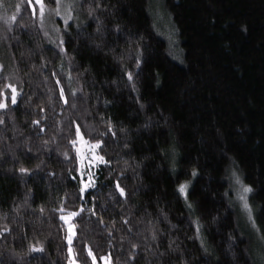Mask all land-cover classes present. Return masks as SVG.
Wrapping results in <instances>:
<instances>
[{
  "label": "trees",
  "instance_id": "1",
  "mask_svg": "<svg viewBox=\"0 0 264 264\" xmlns=\"http://www.w3.org/2000/svg\"><path fill=\"white\" fill-rule=\"evenodd\" d=\"M157 1L175 37L157 25ZM72 15L52 30L36 0H0V231L11 230L0 264H85L84 245L87 264H260L264 218L253 235L231 175L264 206V0H74ZM76 125L104 160L83 199ZM186 181L192 209L176 192ZM61 207L85 210L71 254Z\"/></svg>",
  "mask_w": 264,
  "mask_h": 264
},
{
  "label": "snow or ice",
  "instance_id": "2",
  "mask_svg": "<svg viewBox=\"0 0 264 264\" xmlns=\"http://www.w3.org/2000/svg\"><path fill=\"white\" fill-rule=\"evenodd\" d=\"M28 3H31V0H28ZM55 3L57 5V7L55 9H49L48 11L55 12V15L57 16H61V7H63L65 9V13L63 15V23H64V28L67 31L68 29V22L70 20H74L75 17L72 15L73 9H74V0L73 3H62V0H55ZM36 4L39 5V17L41 20V27H43V18L45 15V6L43 4V0H36ZM97 7H99V4L97 3L96 5ZM19 6H17L18 9ZM93 9L89 8V15H92ZM33 14H35V9H33ZM16 17L15 15H13L12 17L9 18V23H11V21L15 20ZM57 31L59 32V29H57ZM45 35H47V33H45ZM70 35V33H69ZM52 43L55 44V46L57 48H59L61 51H66V49L63 48V44H64V40L62 37H59L56 41H51ZM141 53L139 50H137L136 55H135V65L134 67L136 69H140L141 68V64H142V60H141ZM3 68V65H0V69ZM53 75H55V73H53ZM125 75L127 77V80L129 82V84L131 85V87L133 88V90H135V84H134V74L132 71H127L125 72ZM57 84H59V80L56 81ZM8 88H12V92H11V103L12 104H16V90L12 85H7ZM73 94H75L73 92ZM0 95H2V93H0ZM60 95L61 97L63 96V88L60 89ZM4 99H8V97H4ZM65 103H67V101H65ZM74 106V105H73ZM141 107H143V105H141ZM0 108H6V104L0 100ZM0 123H3V121H0ZM34 123L39 124V121H34ZM112 130V125L111 123H109L108 126V131L111 132V134L114 136L115 133L111 131ZM41 131H43V129H41ZM76 131H77V135L80 136L79 133V125H76ZM121 131H123V129H121ZM81 142L83 143L82 137H81ZM72 145H76L77 141L73 140L70 142ZM102 142L101 141H97L96 144L91 145V149H95L98 148L100 146ZM125 147H127V145H125ZM77 152L79 153L80 150L77 149ZM66 155V154H65ZM94 159H98L101 162H104L103 157H95ZM88 166L91 167L93 164V158H89L87 160ZM84 165V157L81 155L80 157V167L82 168ZM39 167V165L37 166ZM77 171H80V168H77ZM19 172L20 173H27L28 169L26 168H19ZM197 175V172L195 170H193L192 172V176L195 177ZM92 176L93 174L91 172L88 173V182H84L83 181V172H81V187H79L78 191H79V198L83 199V194L87 189H91L95 187V183L92 180ZM73 179L75 180L76 178L73 177ZM231 180H232V184L234 186V191L236 192V197H235V203L242 209V213L244 215V218L247 221V224L249 225L250 229H251V233L253 235L256 234V232L258 231L257 229V225H256V214H259L262 218H264V206L262 205H256L254 207V196H255V189L248 184H245L242 179L240 178L239 174L236 171L232 172L231 175ZM189 187H190V182L186 181L184 183H180L177 188H176V192L179 196H182L185 202V205L189 208L192 209L193 208V204L189 201ZM116 188L119 190L120 194H124V189L120 188L119 183L116 184ZM225 195L227 196V193H225ZM55 212L58 213H63L65 211V209L58 208V209H54ZM85 210L83 208H80L78 211L76 212H70L67 215H63L61 214L59 216V221L62 222H67L66 223V227H65V223H61L59 224V228L62 230H65V234L62 237V239L64 241H66V247L68 249V253L71 254L72 253V243H73V237L76 236V233L73 231V229L75 228V225L70 223L71 219L73 217H77L80 215V213L84 212ZM88 212H90L91 214L95 215V211L94 209H88ZM41 212H43V209H41ZM214 219V218H213ZM102 222V221H101ZM125 223H127V221H125ZM194 225H195V232L197 234L196 238L200 240L201 246L203 247L204 241L201 238V236L199 235L200 231H201V224L199 222V218H197L195 221H193ZM174 227V226H173ZM10 229L8 228H4L2 231H0V236H3L5 233H10ZM153 239H156L155 233L153 234ZM259 241H264V235L259 236L258 238ZM77 242L80 243L79 238L77 239ZM84 247L87 249L86 254H85V264H87V257L91 256V249L87 248L86 245H84ZM133 247H135V245H133ZM29 251L30 252H43L44 249L43 247L37 248L35 245H30L29 246ZM205 252H207V249H204ZM93 261L95 260V257H92ZM69 264H76L74 259H69ZM262 264H264V262H262Z\"/></svg>",
  "mask_w": 264,
  "mask_h": 264
},
{
  "label": "rangeland",
  "instance_id": "3",
  "mask_svg": "<svg viewBox=\"0 0 264 264\" xmlns=\"http://www.w3.org/2000/svg\"><path fill=\"white\" fill-rule=\"evenodd\" d=\"M62 3H71V0H62ZM152 11H153V14H154V17H155V21L157 22V25L160 28H162V30L164 32H166L167 35H169V38L171 36H174L175 35V31H174L172 22L170 21V17L167 14L166 10L163 9L162 5L158 1L157 2H154L152 4ZM64 13H65V9L63 7H61V16H57V15H55V12L54 11L50 12V11H47V9L45 8V15L44 16L47 15V17H48L47 18V24H48V26L52 27L51 28L52 30L55 29V28H53V27H55L54 26L55 25L54 24L55 22L57 24H58V21H60V22L63 23V15H64ZM175 43H176V41H175ZM175 45L173 46L174 51L177 50V48H176ZM175 58H176L177 61H180V58L179 57H175ZM81 137H82L83 143L81 142ZM76 141H77L76 147H77V149L80 150V152L78 153V155H79V163H80V157H81V155L84 157V165H83L82 168L80 167L79 175L81 176V172H83V181L84 182H88V173L91 172L93 174L92 180L95 182L96 176L94 175V171L97 168V165L99 164L100 160L94 159V158L95 157H101V155L98 154L97 148L91 149L90 146L91 145H94V143H90L89 141H87L83 137L82 134H80V136L77 137ZM89 158H93V164H92L91 167H89L88 166V163H87V160ZM235 195H236V192H235ZM67 214L68 213H63V215H67ZM72 219H71L70 223L73 224V220ZM73 231H74V229H73ZM259 236L260 235H258L257 240H258ZM257 242L259 243L261 241L258 240ZM257 255H258V259H259L260 264H262V262H264V246H263V248L258 249ZM72 259H74V258H72ZM76 264H78V263L76 262ZM98 264H112V262H110V258L107 255H104L102 257L101 261Z\"/></svg>",
  "mask_w": 264,
  "mask_h": 264
}]
</instances>
